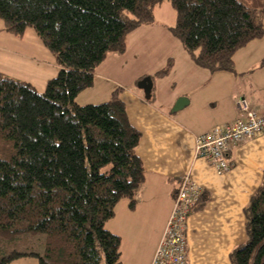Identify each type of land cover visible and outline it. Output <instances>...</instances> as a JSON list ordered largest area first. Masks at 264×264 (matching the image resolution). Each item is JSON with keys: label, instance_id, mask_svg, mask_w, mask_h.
I'll list each match as a JSON object with an SVG mask.
<instances>
[{"label": "trees", "instance_id": "1", "mask_svg": "<svg viewBox=\"0 0 264 264\" xmlns=\"http://www.w3.org/2000/svg\"><path fill=\"white\" fill-rule=\"evenodd\" d=\"M164 2L176 14L171 34L212 74L234 72V54L264 36V0H0V32L22 39L33 29L59 68L42 93L0 73V264H122L120 238L105 224L121 200L135 205L144 184L141 135L120 89L98 105L76 98ZM245 217L231 264H264V178Z\"/></svg>", "mask_w": 264, "mask_h": 264}, {"label": "crops", "instance_id": "2", "mask_svg": "<svg viewBox=\"0 0 264 264\" xmlns=\"http://www.w3.org/2000/svg\"><path fill=\"white\" fill-rule=\"evenodd\" d=\"M163 5L154 9L151 24L140 26L127 36L124 53L107 56L96 68L93 85L78 94L76 103L100 104L120 89L119 98L128 121L141 135L135 152L145 172L144 184L135 197V205L131 207L127 199L121 200L109 220L114 227L110 232L121 241V263L151 264L175 194L188 177L201 187L206 199L187 221L188 264H231V251L246 241L245 208L263 183L264 131L232 150L231 167L222 174L197 158L195 139L236 120L239 97L264 113V36L234 54V72L212 74L197 67L171 34L176 14L169 20L157 19ZM30 38L37 44L32 34ZM0 41L14 45L15 40L3 35ZM26 45H21L22 51L13 52L17 60L13 72L2 68L0 73L27 82L42 93L52 77L46 74L42 63L24 52ZM0 48L7 52L8 48ZM169 61V73L154 77ZM55 67L58 73L59 68ZM145 77H151L153 83L150 99H145L137 88ZM92 94L90 101L81 103L79 97ZM180 99L188 103L174 110ZM10 264L38 262L35 258H21Z\"/></svg>", "mask_w": 264, "mask_h": 264}, {"label": "built area", "instance_id": "3", "mask_svg": "<svg viewBox=\"0 0 264 264\" xmlns=\"http://www.w3.org/2000/svg\"><path fill=\"white\" fill-rule=\"evenodd\" d=\"M239 117L195 139L197 158L210 163L218 174L230 167L232 150L264 131V113L253 109L244 97L236 101ZM202 196L201 187L185 177L175 194L173 208L151 264H188L186 225Z\"/></svg>", "mask_w": 264, "mask_h": 264}, {"label": "rangeland", "instance_id": "4", "mask_svg": "<svg viewBox=\"0 0 264 264\" xmlns=\"http://www.w3.org/2000/svg\"><path fill=\"white\" fill-rule=\"evenodd\" d=\"M163 11L160 14H157V19L159 21H164V19L169 20L175 16V11L172 9L171 5L169 2H164L163 5ZM264 21V19H263ZM2 22L0 21V29H2ZM263 27H264V22H263ZM29 34V35H28ZM30 34L33 35V37L37 40V44H33L32 39L30 38ZM5 35L3 32H0V37ZM14 45H10V43L5 42V41H0V46L8 48L6 49L7 52H1L0 51V69H11V73L13 72L14 68H16L17 63L16 59H14V54L13 52H20L21 50V45L26 43L27 45L25 46L24 52L29 53L32 55V57L36 58L37 62L42 63V66L46 70V74L54 78L57 74V68L55 67L56 64L51 57V55L46 51V49L42 46V44L38 41V39L35 37L33 29H28L25 37L23 38V41H19L20 39H14ZM1 49V48H0ZM41 66V65H40ZM92 95H87L84 96L82 95L79 97L81 99V103H86L85 101H90L91 98H93ZM93 101V100H92ZM79 105V104H78ZM85 105H98V104H83L80 106H85ZM106 230L110 232V229H114L112 226V223L107 221L105 224ZM112 233V232H111Z\"/></svg>", "mask_w": 264, "mask_h": 264}, {"label": "water", "instance_id": "5", "mask_svg": "<svg viewBox=\"0 0 264 264\" xmlns=\"http://www.w3.org/2000/svg\"><path fill=\"white\" fill-rule=\"evenodd\" d=\"M152 85L151 77H145L137 83V88L143 91L145 99H150ZM187 103L188 101L186 99L178 100L174 105V110L182 109Z\"/></svg>", "mask_w": 264, "mask_h": 264}]
</instances>
